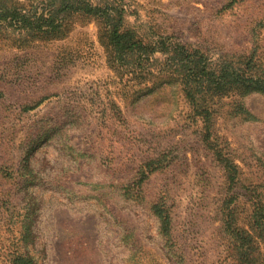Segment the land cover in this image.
Listing matches in <instances>:
<instances>
[{"label": "rangeland", "instance_id": "rangeland-1", "mask_svg": "<svg viewBox=\"0 0 264 264\" xmlns=\"http://www.w3.org/2000/svg\"><path fill=\"white\" fill-rule=\"evenodd\" d=\"M115 1L139 35L264 66V0ZM106 45L84 16L60 39L0 33V264H234L223 221L252 230L264 211V95L230 93L207 123L178 85L121 79ZM161 199L171 242L152 210Z\"/></svg>", "mask_w": 264, "mask_h": 264}, {"label": "trees", "instance_id": "trees-1", "mask_svg": "<svg viewBox=\"0 0 264 264\" xmlns=\"http://www.w3.org/2000/svg\"><path fill=\"white\" fill-rule=\"evenodd\" d=\"M76 16L100 22L107 42L108 65L121 79L152 82L153 87L148 90L159 84L178 85L194 112L205 117L207 123L214 114L215 103L230 93L264 95V66L254 56L222 54L213 59L205 49L170 37L139 35L130 28L127 11L115 0H0V33L15 34L26 41L60 39ZM217 158L234 185L236 168L219 153ZM165 166L162 159L145 163L138 184ZM152 210L160 221L161 234L171 242L172 211L168 203L161 199L153 204ZM250 221L252 230L237 226L233 213L223 221L234 264H264V252L257 245L258 238L264 242V211L260 206ZM26 234L25 240L28 230ZM12 264L35 262L29 255L17 254Z\"/></svg>", "mask_w": 264, "mask_h": 264}]
</instances>
